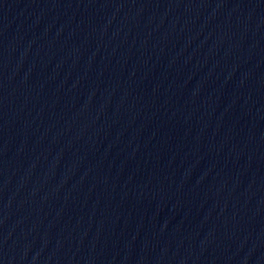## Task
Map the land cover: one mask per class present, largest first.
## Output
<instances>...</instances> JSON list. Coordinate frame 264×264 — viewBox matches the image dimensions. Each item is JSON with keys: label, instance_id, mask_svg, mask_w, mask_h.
<instances>
[{"label": "water", "instance_id": "1", "mask_svg": "<svg viewBox=\"0 0 264 264\" xmlns=\"http://www.w3.org/2000/svg\"><path fill=\"white\" fill-rule=\"evenodd\" d=\"M0 264H264V0H0Z\"/></svg>", "mask_w": 264, "mask_h": 264}]
</instances>
